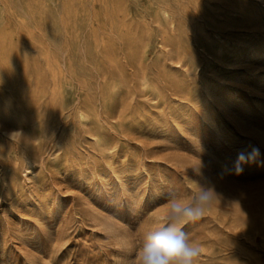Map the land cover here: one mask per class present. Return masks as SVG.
<instances>
[{"label":"rangeland","instance_id":"rangeland-1","mask_svg":"<svg viewBox=\"0 0 264 264\" xmlns=\"http://www.w3.org/2000/svg\"><path fill=\"white\" fill-rule=\"evenodd\" d=\"M0 103V264H136L192 181L199 264H264V0H0Z\"/></svg>","mask_w":264,"mask_h":264},{"label":"clouds","instance_id":"clouds-1","mask_svg":"<svg viewBox=\"0 0 264 264\" xmlns=\"http://www.w3.org/2000/svg\"><path fill=\"white\" fill-rule=\"evenodd\" d=\"M259 156L260 150L256 147L250 152H239L233 170L237 175L241 174L243 166L257 163ZM260 163L264 164V161ZM192 183L196 187L190 198L170 192L161 205L162 211L152 214V226L143 233L136 264H199L202 249L185 231V226L204 217L217 200L218 193L212 186Z\"/></svg>","mask_w":264,"mask_h":264},{"label":"bare ground","instance_id":"bare-ground-1","mask_svg":"<svg viewBox=\"0 0 264 264\" xmlns=\"http://www.w3.org/2000/svg\"><path fill=\"white\" fill-rule=\"evenodd\" d=\"M20 121L21 120H19V117L17 114H13L11 116H8L7 114H5L4 106L2 105V103H0V123L2 125V130L8 131L9 137L13 140H17L22 134L23 128H22ZM0 179H1V170H0Z\"/></svg>","mask_w":264,"mask_h":264}]
</instances>
